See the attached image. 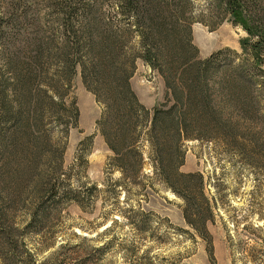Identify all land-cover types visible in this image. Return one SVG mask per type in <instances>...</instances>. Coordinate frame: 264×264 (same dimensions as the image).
<instances>
[{
  "label": "rangeland",
  "instance_id": "374dc122",
  "mask_svg": "<svg viewBox=\"0 0 264 264\" xmlns=\"http://www.w3.org/2000/svg\"><path fill=\"white\" fill-rule=\"evenodd\" d=\"M23 4L29 9V18L20 32L12 33L17 35L16 47L7 51L5 42H0V74L7 69V53L20 52L21 79L28 73L30 57L35 55V41L51 40L63 32L67 18L63 8H57L60 0H18L15 11L22 10ZM190 4L195 22L193 40L202 59L228 49L242 54L241 42L248 37L247 33L229 21L219 25L214 0H190ZM95 6L97 22L102 23L103 14L114 12L118 28H127L124 20L128 16L121 0H98ZM8 8L0 6V14L7 13ZM95 18L83 15L80 24ZM140 42L134 36L131 46L140 51ZM59 43L61 46L63 40ZM53 49L48 50L43 65L34 67L40 80L38 85L67 83L61 75L64 64ZM136 66L132 88L142 105L153 111L167 102L169 91L158 71L140 58ZM8 78L14 79L11 73ZM70 88L69 98L76 101L80 113L78 127L66 133V126H59L56 117L48 113L41 132L32 127V133H28L38 138V145L48 148L40 152L35 177L15 187L11 183L14 177L5 168L0 169V264H264V173L249 170L221 144L201 140L184 143L185 158L180 170L185 174H202L205 194L213 208L214 221L207 225L210 237L204 239L187 224L184 200L155 173L147 130L141 142L146 160L144 176L139 180L142 184L133 189V194H127L128 201L125 193L111 197L105 194L108 182L122 178L120 171L110 168L114 153L101 133L105 108L87 90L80 66ZM222 98L218 103L224 110L223 119L237 126L238 134L253 130L260 134L262 124L244 120ZM29 116L32 112L28 110L24 117ZM26 135L19 134L17 153L29 151ZM20 157L23 158L21 154ZM60 167L62 187L54 198H64L69 191L83 196L86 187L99 188L84 207L75 198L53 203L51 193H44L43 198L39 194L44 178H55ZM127 202L130 208L147 215L150 223L144 229L143 225L134 224L137 218L129 222L115 211L119 205L129 210Z\"/></svg>",
  "mask_w": 264,
  "mask_h": 264
},
{
  "label": "trees",
  "instance_id": "16d2710c",
  "mask_svg": "<svg viewBox=\"0 0 264 264\" xmlns=\"http://www.w3.org/2000/svg\"><path fill=\"white\" fill-rule=\"evenodd\" d=\"M86 1L60 0L57 8L65 11L66 29L51 40L35 41V55L30 57L28 73L23 79L18 73L20 52H8L11 56L7 53V69L0 74V169L5 168L8 175L14 177L11 183L15 187L35 177L40 152L48 148L38 145V138L28 133H32V127L41 132L48 113L56 117L59 126H66V133L78 127L80 113L69 93L80 66L87 90L105 108L100 126L102 136L114 153L110 168L122 174L120 180L106 184L105 194L111 197L119 192L127 197L142 184L139 180L144 176L146 160L141 142L147 130L146 140L155 173L184 200L187 224L199 236L208 239L207 225L214 221L213 208L205 194L202 174H185L180 170L185 158L183 145L192 140L221 144L249 170L264 173V0L262 4L261 0H214L219 25L229 21L240 26L248 37L241 42L242 54L228 49L207 59L201 58L194 44L192 25L195 22L189 11L190 0H121L128 16L124 20L125 29L118 28L114 12L103 14L102 23L97 22L94 9L98 0ZM17 2L0 0L3 8L9 6L7 13L0 14V29H9L0 31V42H5L3 46L7 51L16 47L17 35L12 33L20 32L29 18V9L24 4L22 10L15 11ZM82 14L96 20L89 19L87 24L81 25ZM134 36L140 38V51L131 46ZM52 48L64 64L61 75L67 83L38 85L40 80L34 74V67L44 64ZM139 58L159 72L169 91L167 102L153 111L142 105L132 88L131 80ZM9 73L13 80L8 78ZM222 97L244 120L262 124V133L253 130L244 132L246 135L238 134L237 126L223 119L224 110L218 103ZM28 110L32 116L25 118ZM25 132L29 151L17 153L16 140ZM41 139L43 136L39 142ZM24 158L27 161L24 162ZM62 174L60 167L55 178H44L39 189L42 198L44 193H51L53 203L75 198L84 207L99 192L93 185L84 189L83 196L69 191L64 198H54V194L60 193ZM120 206L115 211L129 222H133V218L141 219H134V224L143 225L142 229L150 223L145 213L130 208L128 202L129 210Z\"/></svg>",
  "mask_w": 264,
  "mask_h": 264
}]
</instances>
